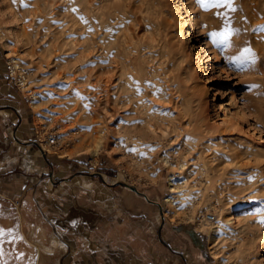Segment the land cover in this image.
<instances>
[{
  "label": "rangeland",
  "instance_id": "1",
  "mask_svg": "<svg viewBox=\"0 0 264 264\" xmlns=\"http://www.w3.org/2000/svg\"><path fill=\"white\" fill-rule=\"evenodd\" d=\"M181 1L196 20L197 35L192 44L185 42L186 33L175 24V19L184 15L177 11V0H89L91 9L83 20L89 34H94L80 40L94 42L89 53L93 60H101L98 71L90 77L92 81L95 78V83L90 84L94 97L100 101L109 93L111 105L116 110L122 108L119 113L126 107L136 109L138 117L141 113L148 115L144 121L152 126L150 136L136 137L134 144L117 154L111 144L116 136L114 120L105 121L104 146L93 155L74 151L73 146L78 145L73 142V133L82 126L88 127L80 120L79 110L84 103L81 90L87 85V78L83 67H79L83 62L81 54L76 66L72 68L68 63L76 55L65 44L73 38L68 25L61 26L63 20L52 17L49 8H38L33 22H23L17 9L21 5L35 6L36 0H20V5L17 0H0V229L5 241L0 245V264H68L70 239L83 234L94 222L97 234L108 237L99 242L106 249L103 252L108 257L114 254L110 237L115 234L117 219L110 205L111 196L93 204L87 202L90 196L86 193L66 200L57 185L75 175L92 176L105 185H133L149 200L158 201L160 207L151 206L150 237L154 243L162 242L163 263L264 264V56L258 54L252 60L254 53L248 50L256 37L264 44V12L259 6H252L251 16L239 19L235 12L239 0H221L219 6H215L216 0ZM201 2L212 6L202 7ZM225 25L229 30L226 43H221L219 36L213 43L212 33L224 32ZM24 27L33 31L30 38L23 34ZM52 34L56 45L50 41ZM233 38L240 39L238 46ZM200 44L212 51L204 66L203 57L197 54ZM108 55L115 57L111 60ZM87 57L84 59L91 56ZM105 72L110 76L117 72V76L108 80ZM93 101L91 104H95ZM230 110H236L237 119L229 117ZM70 123L76 124L68 126ZM52 138L54 141L50 142ZM42 144L47 146L46 151L40 149ZM143 145H151V149ZM162 152H171L175 160L183 157L186 167L175 172L167 169L160 162ZM133 156L139 164L134 165ZM40 169H46L45 173L39 175ZM156 169L159 177L155 182L136 178H146ZM48 173L53 177L52 183L44 179ZM170 175L177 179L188 177L183 198L176 202L181 214L173 219L168 215L171 207L165 199L170 193ZM119 189L133 193L136 201L140 195L126 185ZM90 204L94 211L85 210ZM196 209H203L204 214L214 213L217 221L232 215L252 220L258 246L254 244L251 251L235 250L240 236L247 233L230 226L220 234L219 256H214L209 228L199 230L197 223L201 219L189 216L196 215ZM70 210L74 214L88 212L87 215L92 211L90 224L75 219V224L68 227L65 221ZM35 222L37 226L32 224Z\"/></svg>",
  "mask_w": 264,
  "mask_h": 264
},
{
  "label": "bare ground",
  "instance_id": "2",
  "mask_svg": "<svg viewBox=\"0 0 264 264\" xmlns=\"http://www.w3.org/2000/svg\"><path fill=\"white\" fill-rule=\"evenodd\" d=\"M18 1V4L20 5L19 1L20 0H17ZM27 1V0H26ZM31 1V0H30ZM33 2V1H32ZM93 3V2H92ZM94 6V5H92ZM110 6V5H109ZM252 6L254 7H260L262 9V11L264 12V0H239L238 2V6L236 8V16L239 18V19H243V18H249V15H250V9L252 8ZM193 7V4H191V8ZM39 9H46V8H49L51 9L53 12H52V17L54 16L55 17H60L62 20H63V23H61L62 25L61 26H64V25H68L67 28L68 30L70 31V34L69 35H73V38L71 39H68L65 41V44L68 45V49L70 48L71 50H75V56L73 57V60H69L70 62H68L72 68L73 66H76L77 64H75L76 61L79 60L80 58V54L83 56V59H82V63L81 65H79V67H83V71H85L86 73V78H87V85L82 88L81 90V94H82V99L84 101L81 109L79 110H82L81 111V121H83L85 124V126H88L87 128L82 126L79 130H77L76 132L73 133V139H74V143H78V145H73L74 146V151H80V150H83V151H89L91 152V154L93 155H96L99 153V151L103 148L104 146V133H103V130L104 128L107 126V124L105 123L106 122H113L114 120V123H115V126H114V133H115V139H114V142L111 143L113 144V149H115L117 151V154L124 152L125 149H127L129 146H131V144L133 142H136V137L140 138L143 136V134H152V126L146 122V119L144 121V118L145 116L147 117L148 115H144L143 116V113H141L142 116L138 117V112L136 109H131V108H127L126 107V110L123 109L124 111L119 113L118 110L119 109H122V108H119L118 110H116L117 107H115L114 104L111 105L110 103V100H109V91L107 89V92L108 93L106 96H100L103 100H98L99 98H96V96L94 97V94L92 93L93 91L91 90V86L90 84L91 83H95V78H94V81H92L90 78L91 76H93L92 74L96 71H98V65L100 63V59H97V60H93L92 58V55H90L89 53V48H90V44L91 43H94V42H91L90 40H94V39H90L88 41H90L91 43L85 41V40H80V37H87L88 39L90 38V35L92 34H89V28H88V25L87 23L83 20V16L85 13H89L90 12V9H91V4L89 2V0H36V4L35 6L31 5L29 7H26L24 5H21L19 6V8L17 10H19L20 12V15L22 17V19L24 20L23 22H28V23H31L34 21V18L35 16L37 15V10ZM113 8V7H112ZM184 6V3L181 1L179 2V0H177V11H182L184 13V15L180 16L177 18V20L175 19V24L184 32L186 33V38L187 40L185 42L189 43V44H192L193 41H194V35H197L196 34V20L195 19H192V17L190 16L189 12H188V9L185 8ZM96 9V8H95ZM98 10V9H97ZM113 10V9H112ZM47 11V10H46ZM41 12V11H40ZM100 12V10H99ZM114 12V11H113ZM44 13V12H43ZM105 13V12H104ZM112 13V11H111ZM16 14V12H15ZM99 14V13H98ZM19 15V16H20ZM88 15V14H87ZM110 15V14H109ZM42 16V15H41ZM251 16V15H250ZM104 17V15H103ZM101 18V17H100ZM21 19V18H20ZM58 19V18H57ZM99 19V18H98ZM252 19V18H251ZM250 19V20H251ZM168 20V19H167ZM174 20V19H173ZM253 20V19H252ZM46 21V20H45ZM171 21V20H170ZM254 21V20H253ZM106 22V21H105ZM173 22V21H172ZM60 23V22H59ZM97 23V22H96ZM95 23V24H96ZM263 24V23H262ZM22 25V23H21ZM48 25V24H47ZM56 25V24H55ZM58 25V24H57ZM110 25V24H109ZM97 26V24L95 25ZM171 26V25H170ZM20 27V26H19ZM22 27V26H21ZM191 27V29H190ZM99 28V27H98ZM225 28H226V25H225ZM39 29V28H38ZM21 31V29H19ZM94 30V28L92 29ZM91 30V31H92ZM103 30V29H102ZM67 31V30H66ZM98 31V30H97ZM96 31V32H97ZM32 30H29V27L28 29L26 27H24V33L23 34H26L28 36V38H30V36L32 35ZM95 32V31H94ZM109 32V31H108ZM111 32V31H110ZM22 33V32H21ZM36 32H34L35 34ZM112 33V32H111ZM183 33V34H184ZM58 34V33H57ZM94 34V33H93ZM93 34H92V37H93ZM182 34V35H183ZM37 35V34H36ZM24 36V35H23ZM77 36V37H76ZM112 36V35H111ZM76 37V38H75ZM106 37V36H105ZM104 37V39H105ZM110 37V36H109ZM238 37V36H237ZM246 37V36H245ZM249 37V36H248ZM50 41L51 43H54L53 45H56L55 44V41H56V36L54 34H52V36H50ZM62 38V37H61ZM184 38V37H183ZM182 38V39H183ZM236 38V37H235ZM239 38V37H238ZM96 39V38H95ZM111 39V38H110ZM105 40H108V39H105ZM48 41V39H47ZM95 41V40H94ZM97 41V39H96ZM100 41H103V38L102 40ZM240 41V39H239ZM237 39H234L233 38V43L235 44V46H238L240 43ZM244 41V40H243ZM250 42H253L252 44H250L251 46L248 47V50H251L252 52L250 53H254V56L252 57V60H255L257 59L256 55H262L264 56V44L262 42H260V39L259 37H256L254 39H252V41ZM48 43V42H47ZM96 43V42H95ZM31 44V43H30ZM60 44V43H59ZM64 44V42H63ZM98 44V43H96ZM103 44V43H101ZM92 45V44H91ZM110 45V44H108ZM47 46V45H46ZM62 46V45H61ZM98 45H96L97 47ZM100 46V45H99ZM102 46V45H101ZM100 46V47H101ZM104 46V45H103ZM115 46V45H114ZM200 48L199 50H197V54L199 56H202V60H201V65L204 66V62L205 61H209V57H208V54L211 53L212 54V51L208 48V47H204L203 44H200L199 45ZM43 46H41L42 48ZM60 47V46H59ZM58 47V48H59ZM94 47V46H93ZM105 47V46H104ZM112 47V46H111ZM193 47H196V46H193ZM46 48V47H45ZM57 48V49H58ZM65 48V47H64ZM98 49H101L99 47H97ZM96 48V49H97ZM108 48V47H106ZM113 48V47H112ZM47 49V48H46ZM60 49V48H59ZM184 49H185V46H184ZM66 50V49H64ZM90 50H92L90 48ZM94 50V49H93ZM106 50V49H105ZM108 50V49H107ZM70 51V50H69ZM100 51V50H99ZM104 51V50H103ZM185 51V50H184ZM94 52V51H93ZM111 52V51H110ZM63 53V52H62ZM95 53V52H94ZM100 53V52H98ZM113 53V52H112ZM109 54L110 56L112 55ZM115 53V51H114ZM58 54V53H57ZM97 54V53H96ZM117 54V53H116ZM115 54V55H116ZM74 55V54H72ZM108 55V56H109ZM115 55H113V59L115 57ZM118 55V54H117ZM44 56V55H43ZM87 56H91L90 58L92 59H87L88 57ZM109 56V57H110ZM84 57H87L84 59ZM112 57L111 60H112ZM108 58V57H107ZM71 59V57H70ZM120 59V58H118ZM50 60V59H48ZM116 60V58H115ZM244 60V59H243ZM120 61V60H119ZM48 62V61H47ZM56 62V61H55ZM108 62L110 63V60L108 59ZM117 62V61H116ZM46 63V62H45ZM51 65L53 66L52 62H50ZM107 63V61L105 62ZM113 63V62H112ZM111 63V64H112ZM48 64V63H47ZM59 64V63H58ZM104 64V63H102ZM124 64V63H122ZM101 65V64H100ZM115 65V63H114ZM119 65H120V62H119ZM63 67V66H62ZM69 67V66H67ZM110 67V66H109ZM114 67V66H113ZM209 67V64H207V67H204L203 71L205 73H207V69ZM122 68V67H121ZM71 69V68H70ZM80 69V68H79ZM108 69V68H107ZM114 69V68H113ZM66 70V68L64 69ZM68 70V68H67ZM73 70V69H72ZM106 71H109L106 70ZM117 71V70H116ZM63 72V71H62ZM111 72H115L114 70L111 71ZM65 73V72H64ZM100 73V72H99ZM107 73V72H105ZM110 73V72H109ZM98 75V74H97ZM102 75V74H101ZM100 74L98 75L99 77L101 76ZM106 75V74H105ZM104 75V76H105ZM113 74L108 75L107 73V76H109V79L110 80V77H112ZM114 75L117 76V72L116 74L114 73ZM113 75V76H114ZM102 76V77H104ZM75 77V76H74ZM106 77V76H105ZM73 78V77H72ZM71 78V79H72ZM85 78V77H83ZM97 79V78H96ZM104 79V78H103ZM107 79V78H106ZM105 79V80H106ZM103 80V81H105ZM22 81V80H21ZM97 81V80H96ZM102 81V82H103ZM99 82H101L99 80ZM112 82V80H111ZM116 82V81H115ZM106 83V82H104ZM122 83V82H121ZM126 84V83H124ZM74 85V84H73ZM80 85V84H79ZM98 85V84H97ZM102 85V84H100ZM105 84H103V87H104ZM108 87H109V82H108ZM118 85V84H117ZM122 86V84H120ZM127 86V85H126ZM80 87V86H79ZM101 87V86H100ZM110 88V87H109ZM119 88V87H118ZM94 89V87H93ZM104 89V88H103ZM113 89V88H112ZM111 89V90H112ZM115 89V87H114ZM120 89V88H119ZM119 89L117 90V93L119 91ZM100 90V89H99ZM126 90V89H125ZM102 91V90H101ZM106 91V90H104ZM114 91V90H112ZM111 91V92H112ZM100 92V91H98ZM98 92L95 94L97 95ZM122 92V91H121ZM120 92V93H121ZM37 93V92H36ZM114 93V92H113ZM35 94V93H34ZM101 94V93H99ZM71 95V94H70ZM102 95V94H101ZM105 95V94H104ZM114 95V94H113ZM131 95V94H129ZM127 95V96H129ZM36 96V95H35ZM112 96V95H110ZM121 96V95H120ZM135 96V95H134ZM98 97V96H97ZM74 98V97H73ZM112 98V97H111ZM77 98L75 97V99H73L74 101L76 100ZM126 99V98H125ZM124 99V100H125ZM128 99H130V97H128ZM72 100V99H71ZM92 100H95L93 101L95 104H91ZM122 101L123 103L125 101ZM134 101V100H133ZM139 101V100H137ZM129 102V101H128ZM126 103V102H125ZM73 104V103H72ZM118 104V103H117ZM120 104V103H119ZM131 105V104H130ZM121 107V106H120ZM135 107V106H134ZM77 108V107H76ZM79 108V107H78ZM40 110V109H39ZM75 110H78V109H75ZM74 110V112H75ZM78 110V111H79ZM142 110V109H141ZM77 111V112H78ZM120 111V110H119ZM37 112V111H36ZM43 112V111H42ZM76 112V114H77ZM80 112V111H79ZM70 113V112H69ZM75 115V113H74ZM78 115V114H77ZM54 116V115H53ZM71 115H69L70 117ZM52 117V116H50ZM56 119H59L57 118L56 116H54ZM64 117V116H62ZM61 117V118H62ZM75 116L71 117V118H74ZM80 117V116H79ZM153 117V116H152ZM229 117L232 118V119H237V112L236 110H230L229 112ZM149 118V117H148ZM52 120H53V117H52ZM61 120V119H60ZM71 120V119H70ZM138 120V122L136 123V121ZM51 121V120H50ZM62 121V120H61ZM67 121V119H66ZM74 122V120H72ZM148 121V120H147ZM238 121V120H237ZM236 122V121H235ZM63 124V123H62ZM68 124V123H67ZM71 124H76V123H70V125L68 126H71ZM82 124V123H81ZM96 124V125H95ZM64 125V124H63ZM153 125V124H152ZM62 126V125H61ZM75 127H78V126H75ZM96 127H99L96 131ZM109 127V126H108ZM94 129V130H93ZM110 129V128H109ZM107 130V129H106ZM74 131V130H73ZM95 133H94V132ZM111 131V130H110ZM71 132V131H70ZM69 133V132H68ZM106 134V133H105ZM108 134V133H107ZM113 135V134H112ZM109 136V135H107ZM150 136V135H149ZM50 138V137H49ZM49 138L47 140H49ZM109 138V137H108ZM71 139V138H70ZM71 139V140H73ZM53 138L50 140V142H53ZM56 141V140H55ZM72 143V142H70ZM73 143V144H74ZM75 143V144H76ZM84 143V144H83ZM147 143H150V142H147ZM47 144V143H46ZM134 144V143H133ZM81 145L82 148H79L78 146ZM142 145V144H140ZM153 145V144H152ZM109 146V145H108ZM151 145H143V148H148V149H151L149 148ZM41 150L43 151H46L48 148L46 145L42 144L40 146ZM136 148V147H135ZM158 148V147H157ZM68 149V148H67ZM108 149V147H107ZM145 150V149H144ZM148 151V150H147ZM151 151V150H150ZM167 151V150H166ZM175 151V149H174ZM73 152V151H72ZM109 152H111L110 150V146H109ZM145 152V151H144ZM172 152V151H171ZM171 152H162L163 155L161 156L160 158V162H161V165H164L165 167H167V169H170L172 171L175 172V170H182L183 168H185L186 166V161L184 160L183 157H180L179 155V159L176 158L177 160H175V157L172 156L170 153ZM132 153V152H131ZM160 153V152H159ZM116 154V155H117ZM133 155V154H132ZM176 155V154H175ZM136 156V155H134ZM133 156V158H134ZM93 157V156H92ZM125 157V156H124ZM131 157V156H130ZM160 157V155L158 156ZM119 158H121V156H119ZM118 158V160H120ZM132 158V157H131ZM137 158V157H136ZM135 159V158H134ZM128 160V159H126ZM115 161H117L115 159ZM122 161H125L124 159ZM129 161V160H128ZM131 161V160H130ZM133 161V160H132ZM159 160H157V163H158ZM134 162H138L137 164H139V160L135 159L133 161ZM142 162V161H141ZM118 163V161H117ZM132 163V162H131ZM135 165V163H134ZM144 165V163L142 164ZM130 166V165H129ZM157 166V165H156ZM185 166V167H184ZM138 167V166H137ZM149 167V166H148ZM147 167V169H149ZM158 167V166H157ZM156 167V168H157ZM139 168V167H138ZM143 168V167H141ZM145 168V166H144ZM143 168V169H144ZM127 169V168H125ZM124 169V170H125ZM140 169V168H139ZM142 169V170H143ZM196 169V168H195ZM137 170V169H136ZM185 170V169H184ZM194 170V169H193ZM192 172V170H191ZM142 173V172H141ZM140 173V174H141ZM185 173V172H184ZM125 174H127L125 172ZM132 174V172H131ZM138 174V175H140ZM148 176H146V178H142L141 177H136L138 178L139 180H146V181H157L158 177H159V171L156 169V171L154 173H147ZM189 174V173H188ZM134 175V174H132ZM142 175V174H141ZM155 175V176H154ZM191 175V174H190ZM185 176V175H184ZM192 176V175H191ZM145 177V176H144ZM133 178V177H132ZM216 178V177H215ZM170 183L169 185H171L169 191L170 193L165 197L166 201L169 203L171 209L169 211V217L171 219L175 218L177 215L181 214L178 212V208H177V205H176V202H177V199H181L183 198V194L184 192H182L184 189V185L187 184L188 182V177H184L183 179H177L175 178V176H171L170 175ZM217 181V180H216ZM213 183V180H211L210 182V185ZM190 184V183H189ZM191 186V185H190ZM189 187V185H188ZM188 190V189H187ZM189 193V192H188ZM186 194V192H185ZM217 200V199H216ZM198 203V201H197ZM226 203V202H225ZM196 204V203H195ZM225 207V206H224ZM191 208V207H190ZM194 209V208H192ZM220 209V208H219ZM200 210V209H199ZM203 210V209H202ZM200 210L197 212V209H196V215L194 214H189V216L191 217H196L198 216L201 221L197 223V225L199 226V230H205L207 227L209 228V238H210V242H211V245L210 247L214 249V256L218 257L219 255L217 254L218 252V248H219V236L220 234L225 230L227 229L228 227L232 226V228H238V231L239 233H247L246 236H240L241 238L239 239L238 241V244L236 245V248L235 250H242L244 248V250H250L252 249L256 244V240H257V235L255 233V231L253 230V227H252V223L249 219L247 218H242L243 220H241L240 218L238 219V215L235 217V215L233 216H229V217H219V221H217L216 219L212 222H206L204 220V212ZM206 210V209H205ZM181 211V210H180ZM185 211V210H184ZM182 212L185 213V212ZM218 211V210H217ZM190 212V211H189ZM188 212V213H189ZM167 213V212H166ZM187 213V212H186ZM193 213V212H192ZM198 214V215H197ZM219 214V212H218ZM185 216V215H184ZM179 217V216H178ZM197 217V218H198ZM234 217L236 219H238L237 221H235L236 219H234ZM181 220V219H180ZM196 221V220H195ZM248 232H250V234H248ZM235 235V233H234ZM261 235V234H260ZM259 235V236H260ZM236 236V235H235ZM263 236V235H262ZM261 237V236H260ZM223 239V238H222ZM261 239V238H260ZM259 239V241H260ZM263 241V247H264V238L262 239ZM255 244V245H254ZM258 246V245H256ZM256 248V247H255ZM220 250V249H219ZM251 251V250H250ZM249 251V252H250ZM245 252V251H244ZM252 256V255H251ZM256 260V259H255ZM256 261H259L258 259ZM261 262V261H260ZM258 263V262H257Z\"/></svg>",
  "mask_w": 264,
  "mask_h": 264
},
{
  "label": "crops",
  "instance_id": "3",
  "mask_svg": "<svg viewBox=\"0 0 264 264\" xmlns=\"http://www.w3.org/2000/svg\"><path fill=\"white\" fill-rule=\"evenodd\" d=\"M44 170L46 169L38 172L39 175L45 173ZM99 175L102 174L99 173ZM82 176L75 175L67 180H65L66 178L62 180L57 185L59 193H62L63 197L69 201L78 193H86L87 196H90L87 202L92 204L105 200V196L110 194V205L115 211L117 219L115 234L110 237L114 246V254L108 257L105 255L106 252H103L105 248L100 243L101 240H106L108 237L102 238L101 235L97 234L96 222H94L83 234L75 235V238L70 239L69 250L71 252L67 260L68 264H166V261L163 263L164 256L161 255L162 242L154 243L150 237L153 219L151 206L155 204L160 207V203L156 200H149L148 195L143 192H138L140 195H137L136 201L133 193L120 191L119 187L125 188V185L112 183L113 185L108 184L110 185L108 186L104 184L103 180L97 182L92 176ZM44 179H48V182L52 183L53 177L49 176L48 173ZM92 207L91 204L89 207L85 206V210L94 211ZM92 211L89 212V214L91 213L90 217L89 214L87 215L88 212L74 214L70 210L66 215L68 220L65 223H68V227H72L75 224V219H77L85 220L90 224ZM32 224L38 225L36 222ZM157 234V239L160 240V229H158Z\"/></svg>",
  "mask_w": 264,
  "mask_h": 264
},
{
  "label": "snow or ice",
  "instance_id": "4",
  "mask_svg": "<svg viewBox=\"0 0 264 264\" xmlns=\"http://www.w3.org/2000/svg\"><path fill=\"white\" fill-rule=\"evenodd\" d=\"M220 2H221V0H216L215 6H219ZM201 6L207 8V7H210L212 5H205V4H203V2H201ZM228 31L229 30L226 28L224 32H221L219 34L212 33V36L214 37L213 43L217 42L215 39V37H217V36L221 37V41H220L221 43H226ZM3 236H4V232L2 229H0V245H2L5 242L3 239ZM0 254H2V248H0Z\"/></svg>",
  "mask_w": 264,
  "mask_h": 264
},
{
  "label": "built area",
  "instance_id": "5",
  "mask_svg": "<svg viewBox=\"0 0 264 264\" xmlns=\"http://www.w3.org/2000/svg\"><path fill=\"white\" fill-rule=\"evenodd\" d=\"M204 220L206 222H212V221H214L215 220V214L212 213V212L206 213L205 216H204Z\"/></svg>",
  "mask_w": 264,
  "mask_h": 264
},
{
  "label": "water",
  "instance_id": "6",
  "mask_svg": "<svg viewBox=\"0 0 264 264\" xmlns=\"http://www.w3.org/2000/svg\"><path fill=\"white\" fill-rule=\"evenodd\" d=\"M124 185H126L127 187H129L130 189H132L133 191H135L137 193L139 192L138 189L133 185H127V184H124Z\"/></svg>",
  "mask_w": 264,
  "mask_h": 264
}]
</instances>
